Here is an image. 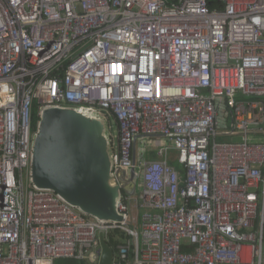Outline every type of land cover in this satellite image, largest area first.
<instances>
[{"label": "built area", "instance_id": "built-area-1", "mask_svg": "<svg viewBox=\"0 0 264 264\" xmlns=\"http://www.w3.org/2000/svg\"><path fill=\"white\" fill-rule=\"evenodd\" d=\"M35 104L103 122L120 222L32 184ZM100 234L112 264H264V0H0V264H99Z\"/></svg>", "mask_w": 264, "mask_h": 264}, {"label": "water", "instance_id": "water-1", "mask_svg": "<svg viewBox=\"0 0 264 264\" xmlns=\"http://www.w3.org/2000/svg\"><path fill=\"white\" fill-rule=\"evenodd\" d=\"M135 155L136 145L133 162ZM31 182L54 192L82 213L110 222L122 220L116 211L120 192L131 196L137 192L134 170L111 175L103 122L60 107H49L41 113L33 140ZM99 241V264H112L113 252L102 234Z\"/></svg>", "mask_w": 264, "mask_h": 264}, {"label": "trees", "instance_id": "trees-1", "mask_svg": "<svg viewBox=\"0 0 264 264\" xmlns=\"http://www.w3.org/2000/svg\"><path fill=\"white\" fill-rule=\"evenodd\" d=\"M47 107H42V106H39L37 104L34 105V109H33V116H32V128H33V132H34V135L37 134L38 132V123H39V120H40V116H41V113L44 109H46ZM106 135V134H105ZM108 140H109V148L112 147V143H111V138L108 137ZM172 164L174 166H176V164L172 161ZM79 213H81L82 215L88 217V218H92L94 219L93 217H90L84 213H82L81 211H79L78 209H76ZM96 220V219H95ZM109 247L114 251V243L112 241H110L108 243ZM58 264H84L83 262H78V261H74V260H59L57 261Z\"/></svg>", "mask_w": 264, "mask_h": 264}, {"label": "rangeland", "instance_id": "rangeland-1", "mask_svg": "<svg viewBox=\"0 0 264 264\" xmlns=\"http://www.w3.org/2000/svg\"><path fill=\"white\" fill-rule=\"evenodd\" d=\"M104 134H106V132H104ZM145 140V143L147 144V147H148V153H149V159L153 158L154 156V151L155 149H157L158 147L161 146V141L160 139H155V138H151V139H144ZM218 141L219 142H223V141H226V142H240L241 141V137L240 136H236V137H220L218 138ZM157 146V148H155ZM155 148V149H154ZM140 153V140L137 141V154ZM173 158V162L176 164L177 166V163H176V158H175V155L173 153L170 154ZM139 191V181L137 183V192ZM59 261V260H58ZM55 264H58L57 261L55 262Z\"/></svg>", "mask_w": 264, "mask_h": 264}]
</instances>
